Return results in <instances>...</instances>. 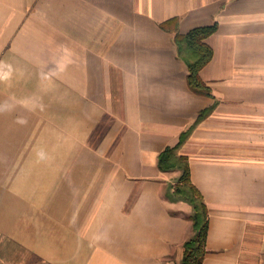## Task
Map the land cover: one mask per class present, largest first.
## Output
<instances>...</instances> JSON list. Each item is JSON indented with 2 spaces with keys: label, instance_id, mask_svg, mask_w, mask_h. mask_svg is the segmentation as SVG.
Returning <instances> with one entry per match:
<instances>
[{
  "label": "crops",
  "instance_id": "1",
  "mask_svg": "<svg viewBox=\"0 0 264 264\" xmlns=\"http://www.w3.org/2000/svg\"><path fill=\"white\" fill-rule=\"evenodd\" d=\"M212 24L207 96L172 31ZM188 130L203 264H264V0H0V264H181Z\"/></svg>",
  "mask_w": 264,
  "mask_h": 264
},
{
  "label": "trees",
  "instance_id": "2",
  "mask_svg": "<svg viewBox=\"0 0 264 264\" xmlns=\"http://www.w3.org/2000/svg\"><path fill=\"white\" fill-rule=\"evenodd\" d=\"M175 19L164 23V28L172 30L167 25L174 22ZM216 24L209 26H199L192 28L186 33H180L175 30L174 42L177 47L178 57L185 61L188 68L187 82L191 91L211 95L210 88L200 77V71L212 58L213 50L206 39L215 32ZM206 112L200 113L198 119L206 116ZM190 134V130L180 134V140L177 145L165 148L158 156V167L162 171L179 170L180 175L177 183L174 185L175 196L192 207L190 220L194 235L188 238L183 244V258L181 264H203L204 256L207 252L206 240L209 226V213L206 202L195 188L191 181L189 160L179 151L180 146L185 142Z\"/></svg>",
  "mask_w": 264,
  "mask_h": 264
}]
</instances>
